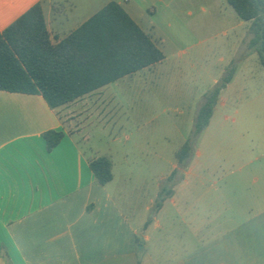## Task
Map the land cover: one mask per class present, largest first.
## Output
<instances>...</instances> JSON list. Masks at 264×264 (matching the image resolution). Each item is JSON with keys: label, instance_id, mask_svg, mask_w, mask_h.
Returning a JSON list of instances; mask_svg holds the SVG:
<instances>
[{"label": "crops", "instance_id": "0c3cea01", "mask_svg": "<svg viewBox=\"0 0 264 264\" xmlns=\"http://www.w3.org/2000/svg\"><path fill=\"white\" fill-rule=\"evenodd\" d=\"M110 2L139 24L134 0H0V32L41 4L51 41L58 44ZM249 27L234 17V57ZM147 33L162 50L153 31ZM253 55L221 92L214 116L224 115L236 94L255 82L253 75L240 80V71L263 68ZM165 62L166 56L57 110L42 95L0 91V264H264V144L258 175L250 172L254 179H214L213 195L196 191L198 179H181L154 213L171 174L163 177L145 211L133 209L139 226L108 185L95 179L80 141L117 144L124 119L139 115L123 112L126 102L116 88L136 104L154 85L178 84L166 76ZM244 119L259 120L264 132V92L250 101ZM49 131L64 134L52 151L44 138ZM106 157L113 162V155Z\"/></svg>", "mask_w": 264, "mask_h": 264}, {"label": "rangeland", "instance_id": "374dc122", "mask_svg": "<svg viewBox=\"0 0 264 264\" xmlns=\"http://www.w3.org/2000/svg\"><path fill=\"white\" fill-rule=\"evenodd\" d=\"M134 2L140 26L145 32L153 31L160 41L166 56V76L178 80V84L154 85L149 89L150 95L136 104H130L125 89L116 88L120 99L126 102L123 112L139 116L128 122L124 119L117 144L108 143L106 138H92L80 141V145L91 158L113 155L114 181L108 187L139 226L134 207L145 211L158 183L175 171L178 150L185 139L192 138L199 109L215 86L214 80H221L232 66L227 67L232 59L239 68L246 56L254 52L249 48L248 32L240 52L232 55L235 41L229 28L237 14L226 0ZM253 57L258 55L254 53ZM240 73L241 81L242 75H253L255 82L236 94L224 115H213L193 148L186 170L178 161L175 183L168 185L166 181L160 190L166 185L173 190L181 179H198L196 191L213 195L214 179H254L250 172L258 175L264 132L259 120L244 119V114L250 101L264 92V68Z\"/></svg>", "mask_w": 264, "mask_h": 264}, {"label": "trees", "instance_id": "16d2710c", "mask_svg": "<svg viewBox=\"0 0 264 264\" xmlns=\"http://www.w3.org/2000/svg\"><path fill=\"white\" fill-rule=\"evenodd\" d=\"M240 20L249 23V48L264 68V0H226ZM165 59L152 36L116 2H110L58 44L47 30L41 4L31 8L0 32V91L39 94L57 110L91 92ZM237 71L233 64L205 95L192 138L177 159L186 170L194 146L209 126L221 92ZM62 132L44 134L47 150L61 142ZM95 179L103 186L113 181V163L106 156L89 158ZM175 170L167 184L175 183ZM172 190L166 185L156 201V213Z\"/></svg>", "mask_w": 264, "mask_h": 264}]
</instances>
